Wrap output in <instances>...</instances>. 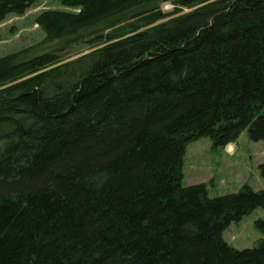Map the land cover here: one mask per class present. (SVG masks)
<instances>
[{
  "label": "trees",
  "instance_id": "16d2710c",
  "mask_svg": "<svg viewBox=\"0 0 264 264\" xmlns=\"http://www.w3.org/2000/svg\"><path fill=\"white\" fill-rule=\"evenodd\" d=\"M58 1L0 56V264H264L223 236L263 189L183 184L191 141L264 139V0Z\"/></svg>",
  "mask_w": 264,
  "mask_h": 264
},
{
  "label": "rangeland",
  "instance_id": "374dc122",
  "mask_svg": "<svg viewBox=\"0 0 264 264\" xmlns=\"http://www.w3.org/2000/svg\"><path fill=\"white\" fill-rule=\"evenodd\" d=\"M59 7L62 4L58 0H39L25 13H10L0 21V56L39 43L45 34L36 20L37 14ZM163 7L172 10L174 4L165 1ZM44 48L38 45L31 53ZM87 50L88 46L83 44L67 53L74 57ZM263 161L264 139L253 140L248 129L226 146H213L210 137L203 136L187 145L183 184L205 182L211 196L237 191L244 184L264 190V175L260 169ZM260 218L264 219V205L257 206L241 219L232 220L223 231L224 238L238 248L254 246L264 235L257 225Z\"/></svg>",
  "mask_w": 264,
  "mask_h": 264
}]
</instances>
